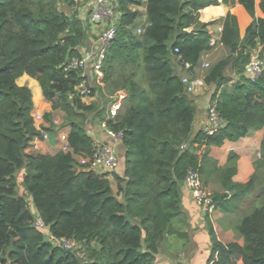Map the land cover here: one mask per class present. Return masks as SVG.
<instances>
[{
    "label": "trees",
    "instance_id": "trees-1",
    "mask_svg": "<svg viewBox=\"0 0 264 264\" xmlns=\"http://www.w3.org/2000/svg\"><path fill=\"white\" fill-rule=\"evenodd\" d=\"M113 1L119 15L103 63V86H97L102 101L88 104L77 89L80 69L64 68L81 58L88 41V25L76 11L68 14L76 2L0 0V264H153L165 239L187 238L171 225L180 215L189 169L198 170L203 187L215 181L231 191L230 207L248 194L255 199L236 225L242 243L223 244L212 235L209 264H264V71L253 82L243 77L231 90L213 91L210 100L217 99L226 124L210 135L195 133V97L181 82L183 72L195 76L202 56L212 49L228 52L203 68L204 82L217 88L232 71H244L259 45L263 55L264 0L259 2L263 17L255 16V0H237L252 21L240 39L236 19L228 14L219 47L210 46V24L199 22L197 14L218 0ZM132 6L145 8L147 25L141 33L133 30L137 11ZM184 63L191 67L185 70ZM22 74L37 80L51 111L62 114L63 125L70 128L68 151L26 153L41 132L33 121L30 90L15 82ZM90 89L93 95L95 88ZM119 90L126 93L122 107L106 119L111 130L121 133L125 148L124 154L117 153L124 170L112 174L114 193L109 174L77 172L75 163L76 156L89 155L94 147L86 121L105 120L107 96ZM45 115L52 119L53 114ZM252 128L263 129L261 158L245 183L231 180L236 154L218 166L206 151L195 152L237 141ZM35 216L46 232L35 229ZM47 233L76 245H54Z\"/></svg>",
    "mask_w": 264,
    "mask_h": 264
},
{
    "label": "crops",
    "instance_id": "crops-1",
    "mask_svg": "<svg viewBox=\"0 0 264 264\" xmlns=\"http://www.w3.org/2000/svg\"><path fill=\"white\" fill-rule=\"evenodd\" d=\"M92 1L93 0L86 5V18H83L86 24L88 22L87 16ZM259 2L260 0H255V16L263 17V13L259 7ZM132 9L137 11L133 30L138 33L147 25L145 8L144 6H132ZM116 14L118 17L119 13ZM197 14L199 22L210 24L207 30L210 46L213 47H219L220 45L219 42L223 31V23L228 14L234 16L236 19L240 39L244 37L246 28L252 21L251 15L241 4L237 2V0H235V2H230L229 0L227 2L218 0L216 5L205 6L199 9ZM90 26L97 25L90 24ZM193 30V26L187 29L188 32H192ZM93 39L94 38H91L89 35L86 46L81 49L82 52H84L86 48H90ZM258 50H262V45H259ZM214 51L215 49H212L210 52L204 54L201 58L199 68L196 69L195 76H189L197 82L196 90L193 93V96L195 97L194 103L196 109L195 121L193 125L195 133L201 130L206 120V108L213 91L217 90V93L219 94L224 87L231 90L236 83L242 82L243 77L249 78L246 70L241 73L232 71L227 82L222 84L219 88L216 86H207L204 82L205 73L203 72V68H207L209 63L216 59L221 60L228 56V52H223L221 49L215 52ZM183 75L187 74L183 72ZM16 83L17 85L25 86L30 90L31 100L33 103L32 113L37 112L42 115L50 113L53 114L52 118L57 114L62 115L58 111H51V103L44 98L41 86L37 80L27 74H22L16 78ZM53 119L55 120L56 118ZM46 124L47 123L43 120L42 123L35 124V126L36 128L41 127L45 130ZM95 129L96 130L93 129L94 132L89 133L94 140V143L99 142L109 144L112 142V140L101 129H99V127ZM69 132L70 128L68 126H57L56 141H52V136H49L46 140H42L41 137H34L30 141L26 153L28 155L51 154L50 152L52 149L59 150L61 146L67 143ZM262 141L263 129L252 128L249 129L244 137L238 139L237 141H225L221 146H210L207 150H205L204 146H202L195 152L197 154H203L206 151L208 157L214 160L218 166H223L226 163L229 154H236V172L232 176L231 180L234 183L242 184L247 182L253 174L254 162L261 158ZM116 151H118L117 145ZM31 152L33 154H31ZM120 159L123 160V157ZM117 164L115 167L116 169L112 172L113 175H121L124 170L123 162L122 164H118V167ZM112 174L108 176V179L110 181L112 191L116 193V179ZM206 189L211 193L212 198H214L213 209L211 212L207 213L199 208L192 198L190 191L183 185L180 195V215L172 221L171 226L176 231L186 232L187 238L183 242L173 236L165 239L161 243L158 253L155 255L153 264H209V260L213 255L214 249L212 235H214L215 238L223 244H227L229 242H238L239 244L242 243V241H238V235L235 228L237 222L239 221V212H244L248 209L245 205L250 203V194L244 196L239 202L234 203L233 206L230 207L227 205V202L230 199L229 197L232 196L231 191L222 189L215 181H211L208 186H206ZM217 195H221V197L218 199L215 198ZM118 198L120 199L121 197L118 196ZM230 221L234 222L233 226L229 225ZM237 264L243 263L239 260Z\"/></svg>",
    "mask_w": 264,
    "mask_h": 264
},
{
    "label": "built area",
    "instance_id": "built-area-1",
    "mask_svg": "<svg viewBox=\"0 0 264 264\" xmlns=\"http://www.w3.org/2000/svg\"><path fill=\"white\" fill-rule=\"evenodd\" d=\"M113 0H93L90 7L87 20L92 25L101 26L99 33L93 39L90 48H86L82 52L81 58H73L68 64L64 66L65 70L80 69L81 77L83 78L77 86L78 93L82 100L92 96L90 83H95L98 86L103 85V63L107 55L108 47L116 35V23L118 17H114ZM141 33V31H139ZM138 32V33H139ZM178 52V48L174 49ZM258 48L253 51L252 59L246 64L245 69L249 75V80L255 81L259 75L264 71V54H260ZM189 63H184V68H190ZM89 79V80H88ZM181 82L186 86L188 92L193 93L196 90L197 82L190 79L187 75H183ZM126 93L120 90L111 98L105 120L101 121L100 129L112 140L109 144L94 143L93 150L89 155L76 156L75 170L77 172H92L97 175H111L115 170L117 164L116 145L122 141L120 132L111 130L106 123V119L117 115L125 100ZM217 99L210 100L206 108V120L201 128L203 133L210 135L225 126V120L219 115L217 110ZM34 124H40L43 121L41 113H32ZM41 132L42 140H46L49 135L47 131L41 127H37ZM187 145L181 148L185 149ZM62 151H68V144L60 147ZM184 187L188 189L192 198L204 212H211L214 206V200L211 193L202 185L197 169H189L184 178ZM35 229L40 231H47L42 219L35 216ZM48 240L54 245H61L67 249L75 247V242L69 241L65 238L54 239L48 233L46 234Z\"/></svg>",
    "mask_w": 264,
    "mask_h": 264
},
{
    "label": "rangeland",
    "instance_id": "rangeland-1",
    "mask_svg": "<svg viewBox=\"0 0 264 264\" xmlns=\"http://www.w3.org/2000/svg\"><path fill=\"white\" fill-rule=\"evenodd\" d=\"M76 3H75V5L68 11V14H70V13H72V11H76L77 12V16L79 17V19L80 20H82V21H84V19L83 18H86V13H87V4L88 3H90L91 2V0H74ZM114 17H117V14L115 13L114 14ZM85 22V21H84ZM87 28H88V32H89V34L87 35V39H88V37H89V35L91 36V38H95L96 37V35L99 33V31H100V28H101V26H90V24L87 22ZM217 60V59H216ZM215 60V61H216ZM206 69V68H205ZM228 78H230V74L228 75ZM15 82H16V80H15ZM17 84V83H16ZM90 85H91V88H95L94 89V94L92 95V96H90V97H88V98H86L85 100H84V102H86V103H94V102H97V101H100V103H101V101H102V99L101 98H99V95H98V90H97V86L98 85H96L95 83H90ZM103 86V85H102ZM102 86H100V87H102ZM120 91V90H119ZM118 92V91H117ZM116 93V92H115ZM115 93L111 96V95H108L107 97L109 98V101L107 102V104H106V106H105V108H107L108 107V104H109V102H110V100H111V98L115 95ZM194 93V92H193ZM192 93V94H193ZM53 118H56L55 120L53 119ZM51 120H49V119H47V117H46V115L44 114L43 115V120L47 123L46 124V128H48V127H50V126H53L54 127V130H46L47 131V133H48V135L51 137V139H52V141H56V139H57V137H56V127L57 126H62V127H67L66 125H63V116L62 115H60V114H57V115H54V117H53ZM57 119H59V120H57ZM87 122V131L88 132H94L93 131V129L94 130H96L95 128H97V127H99V129H100V123L99 122H97V121H94L93 123H89L88 122V120L86 121ZM54 135V136H53ZM29 147V145L27 146V148ZM27 148H26V150H27ZM25 150V151H26ZM56 151H58L57 149H52L51 150V154L52 153H54V152H56ZM31 154H33L32 152H31ZM37 155V154H36ZM31 156H35V155H31ZM22 179V172L21 173H19L18 174V180L20 181ZM183 185H184V183H183ZM19 189L21 190V191H23V187H22V185L19 183ZM254 201H255V199H250V203L249 204H247V205H245V207H247L248 209L246 210V211H244V212H239V216H243L244 214H246L247 212H248V210H249V208H250V205L251 204H253L254 203ZM33 209V208H32ZM238 216V217H239ZM238 223V222H237ZM233 224H234V222L233 221H230L229 222V225H231V226H233ZM235 227V226H234ZM235 231H237L236 230V228H235ZM237 237H238V241H242V238L240 237L241 235H240V233L237 231ZM237 240V239H236Z\"/></svg>",
    "mask_w": 264,
    "mask_h": 264
},
{
    "label": "water",
    "instance_id": "water-1",
    "mask_svg": "<svg viewBox=\"0 0 264 264\" xmlns=\"http://www.w3.org/2000/svg\"><path fill=\"white\" fill-rule=\"evenodd\" d=\"M117 148H118V153L119 154H124V152H125V148H124V145H123V143L122 142H120V143H118L117 144ZM182 153V151L179 153V155Z\"/></svg>",
    "mask_w": 264,
    "mask_h": 264
}]
</instances>
